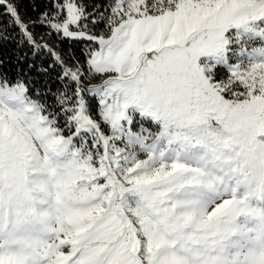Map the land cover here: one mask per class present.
I'll list each match as a JSON object with an SVG mask.
<instances>
[{
  "label": "snow or ice",
  "instance_id": "obj_1",
  "mask_svg": "<svg viewBox=\"0 0 264 264\" xmlns=\"http://www.w3.org/2000/svg\"><path fill=\"white\" fill-rule=\"evenodd\" d=\"M50 5L0 0L51 57L0 70V264H264V0Z\"/></svg>",
  "mask_w": 264,
  "mask_h": 264
},
{
  "label": "trees",
  "instance_id": "obj_2",
  "mask_svg": "<svg viewBox=\"0 0 264 264\" xmlns=\"http://www.w3.org/2000/svg\"><path fill=\"white\" fill-rule=\"evenodd\" d=\"M16 3L19 5V10L22 16L35 18L38 15L39 11H42L45 7H50V0H16ZM37 4V11L32 10V5ZM7 18L0 16V26L3 25L4 20ZM14 29H8L9 33L14 32ZM36 33H40L44 31V29L37 27L34 29ZM54 45L58 44V50L67 57L69 54V49H71L72 53L77 57L81 56V51L83 45L86 43L85 41H75V40H57L55 36H53L52 41ZM24 52L28 53L29 59L27 62L20 64V67L27 69V63H34L33 69L30 71V75L39 81H43L45 77L36 71L37 68L47 67L49 63H51V57L45 54L44 52L38 53L34 58H32L31 49L25 46L22 49H17L15 43L0 41V61H3L2 66H0V70L9 71L11 75H15V70L17 67V57L19 55H23ZM245 63H247V57H245ZM58 70V69H57ZM223 73V69L219 70V74ZM52 76H55V72L51 73ZM55 83L53 87H55Z\"/></svg>",
  "mask_w": 264,
  "mask_h": 264
},
{
  "label": "clouds",
  "instance_id": "obj_3",
  "mask_svg": "<svg viewBox=\"0 0 264 264\" xmlns=\"http://www.w3.org/2000/svg\"><path fill=\"white\" fill-rule=\"evenodd\" d=\"M253 207L257 209V215L260 214L261 211H264V205L259 204L258 202H253ZM255 223H259V221H254Z\"/></svg>",
  "mask_w": 264,
  "mask_h": 264
},
{
  "label": "rangeland",
  "instance_id": "obj_4",
  "mask_svg": "<svg viewBox=\"0 0 264 264\" xmlns=\"http://www.w3.org/2000/svg\"><path fill=\"white\" fill-rule=\"evenodd\" d=\"M93 82H95V81H93ZM33 179L39 180V179H41V177L39 175H37V176L33 177ZM38 207L39 208H47L48 205L47 204H40V205H38Z\"/></svg>",
  "mask_w": 264,
  "mask_h": 264
}]
</instances>
